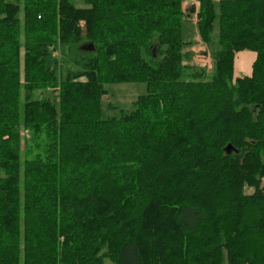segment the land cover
<instances>
[{
	"label": "trees",
	"instance_id": "obj_1",
	"mask_svg": "<svg viewBox=\"0 0 264 264\" xmlns=\"http://www.w3.org/2000/svg\"><path fill=\"white\" fill-rule=\"evenodd\" d=\"M197 1L209 79L180 0H0V264H264V0H221L216 38ZM119 82L146 94L103 118Z\"/></svg>",
	"mask_w": 264,
	"mask_h": 264
},
{
	"label": "rangeland",
	"instance_id": "obj_2",
	"mask_svg": "<svg viewBox=\"0 0 264 264\" xmlns=\"http://www.w3.org/2000/svg\"><path fill=\"white\" fill-rule=\"evenodd\" d=\"M77 8L87 7L85 0H68ZM221 0H211L214 6V19L212 21V34L216 38L219 32V3ZM180 6L184 15L181 19V38L184 42L190 44H196L199 42L200 36L197 27L196 12L198 9L197 0H180ZM195 6L196 11H191V8ZM193 10V9H192ZM201 40V39H200ZM209 48V46H208ZM248 53L240 55L237 54L236 63L234 60L235 71L239 70L238 66L241 60H246L247 57L250 59V72L252 68V63L255 59V53L250 50H246ZM241 52V51H240ZM209 60L208 62L201 64H184L185 66H191L198 72H200L201 79H209L213 73L214 63L211 56V49L209 50ZM250 72L248 74H250ZM246 74V75H248ZM235 76V75H234ZM238 77V76H235ZM106 93L102 96L101 100V115L103 118L118 117L120 114L128 113L135 108V102L137 98L141 95L146 94V84L142 82H119L112 83L105 86ZM110 105L112 107H110ZM114 107V108H113ZM21 136L27 137L28 132L26 130L21 131ZM26 152L21 151L22 158L25 157ZM264 184V178H263ZM246 193L252 191L251 188H246ZM105 264H112L107 259H105ZM221 264H229L227 260V255L225 249L221 252Z\"/></svg>",
	"mask_w": 264,
	"mask_h": 264
},
{
	"label": "crops",
	"instance_id": "obj_3",
	"mask_svg": "<svg viewBox=\"0 0 264 264\" xmlns=\"http://www.w3.org/2000/svg\"><path fill=\"white\" fill-rule=\"evenodd\" d=\"M193 10L191 11H196V7L193 6L192 7ZM209 50L210 47L208 48V45L204 42H202L199 39V42L196 44H190V45H186L183 49V63L184 64H189V65H193V64H201V63H205L208 62L210 56H209ZM242 55V54H246L248 53L246 50H243L241 52H238L237 54ZM235 56V63H236V58L237 55ZM200 57H203V59H200ZM252 60L250 61V59L247 57L246 60H241L239 63V70L236 72L235 71V65H234V75L235 76H243L246 75L250 72V65H251ZM234 63V64H235Z\"/></svg>",
	"mask_w": 264,
	"mask_h": 264
},
{
	"label": "water",
	"instance_id": "obj_4",
	"mask_svg": "<svg viewBox=\"0 0 264 264\" xmlns=\"http://www.w3.org/2000/svg\"><path fill=\"white\" fill-rule=\"evenodd\" d=\"M81 48L89 51V50H93L94 46L92 43H86V44H83ZM226 150L228 151L229 147H227Z\"/></svg>",
	"mask_w": 264,
	"mask_h": 264
},
{
	"label": "built area",
	"instance_id": "obj_5",
	"mask_svg": "<svg viewBox=\"0 0 264 264\" xmlns=\"http://www.w3.org/2000/svg\"><path fill=\"white\" fill-rule=\"evenodd\" d=\"M200 59H203V57H200Z\"/></svg>",
	"mask_w": 264,
	"mask_h": 264
}]
</instances>
